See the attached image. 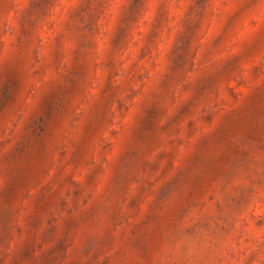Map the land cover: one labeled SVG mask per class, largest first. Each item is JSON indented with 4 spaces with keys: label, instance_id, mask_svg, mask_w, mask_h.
Segmentation results:
<instances>
[{
    "label": "rangeland",
    "instance_id": "rangeland-1",
    "mask_svg": "<svg viewBox=\"0 0 264 264\" xmlns=\"http://www.w3.org/2000/svg\"><path fill=\"white\" fill-rule=\"evenodd\" d=\"M0 264H264V0H0Z\"/></svg>",
    "mask_w": 264,
    "mask_h": 264
}]
</instances>
